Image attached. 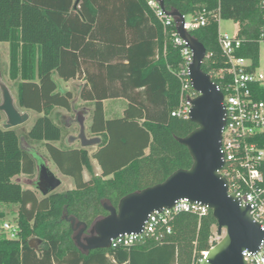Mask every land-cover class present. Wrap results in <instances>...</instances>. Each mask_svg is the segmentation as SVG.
Wrapping results in <instances>:
<instances>
[{
	"label": "trees",
	"instance_id": "trees-1",
	"mask_svg": "<svg viewBox=\"0 0 264 264\" xmlns=\"http://www.w3.org/2000/svg\"><path fill=\"white\" fill-rule=\"evenodd\" d=\"M168 11L193 19L205 12L208 22L191 29L207 53L203 70L220 83L215 72L225 66L219 43V21L233 20L245 42L239 56L259 65L264 13L259 0H164ZM147 0H0V42L10 44V79L16 82L18 105L38 113L26 136L4 128L0 111V206L13 208L19 237L0 234V264H202L217 221L211 210L203 216L182 211L162 241L146 237L130 247L83 251L65 214L90 227L108 215L104 203L117 206L134 191L164 181L193 159L185 137L197 125L173 116L180 100L183 63L180 46ZM22 62V64L20 63ZM82 77L80 92L94 104L93 134L102 143L92 154L66 143V128L55 119L58 107L73 110L74 94L60 80ZM20 79V80H19ZM124 97L123 114L107 118L104 100ZM264 99V90L259 92ZM44 142L48 156L24 143ZM264 146V135L258 137ZM92 158L101 173L93 170ZM52 161L75 186L39 197L33 188L37 162ZM91 173L84 178V170ZM25 176L27 185L19 180ZM65 207L67 209L65 210ZM6 211L0 210V219ZM88 232V231H87ZM40 238L38 248L30 245Z\"/></svg>",
	"mask_w": 264,
	"mask_h": 264
},
{
	"label": "water",
	"instance_id": "water-1",
	"mask_svg": "<svg viewBox=\"0 0 264 264\" xmlns=\"http://www.w3.org/2000/svg\"><path fill=\"white\" fill-rule=\"evenodd\" d=\"M165 6L164 0H161ZM179 22L177 30L193 51L189 74L199 95L193 100L189 119L197 127L185 137L176 139L187 146L193 159L190 168H179L164 181L123 196L118 205L108 202L104 208L108 215L96 219L89 227L73 215L65 214L75 232L74 239L83 251L110 248L111 239L124 233H139L143 230L148 216L155 210L171 208L179 199L208 205L218 227V233L225 234L206 254L202 264H249L243 251L256 253L264 244V225L252 215L251 203L243 204L241 197L229 191L227 179L219 172L224 164L222 151V131L226 122L224 93L217 82L203 70L207 48L203 42L185 29V15L180 11H170ZM0 111L5 115L4 128H17L27 123L31 112L18 105L13 88L6 82L0 61ZM87 109L76 110L74 121L79 125L78 134H69L65 141L71 146L78 142L80 147L90 148L102 143L100 135L87 133ZM62 179L51 169L49 163L37 162V172L33 188L42 196L56 191ZM67 207H65V210ZM88 231V232H87ZM40 238H33L30 245L38 248Z\"/></svg>",
	"mask_w": 264,
	"mask_h": 264
},
{
	"label": "built area",
	"instance_id": "built-area-1",
	"mask_svg": "<svg viewBox=\"0 0 264 264\" xmlns=\"http://www.w3.org/2000/svg\"><path fill=\"white\" fill-rule=\"evenodd\" d=\"M148 5L161 21L165 30H169L175 45L180 46L183 63L177 73L181 80L180 100L178 106L172 111L173 116L189 118L193 100L199 95L194 88L189 74V65L193 60V51L187 42L180 36L176 21L161 0H147ZM260 8L264 13V0H259ZM185 29L191 30L204 26L208 22V15L203 12L190 19L185 16ZM220 24L221 19L217 18ZM258 41L264 42V25ZM245 40L237 33L219 32V43L225 66L215 72L220 79L218 87L224 93L223 104L226 108V122L222 131V151L224 164L220 173L227 179L229 191L241 197L243 204L251 203V215L264 225V146L259 143L258 137L264 135V99L259 92L264 90V70L255 66L251 58L239 56L237 51ZM210 54L207 53L208 57ZM208 205L193 202L189 199H179L171 208L155 210L145 222L139 233H124L111 239V247H130L152 237L162 241L166 234L172 232L174 216L182 211L198 214L200 217L207 214ZM3 229L11 239L19 237L18 223H3ZM217 241L214 236L211 242ZM208 251H204V258ZM244 259L249 264H264V244L254 254L248 249L243 251ZM203 258V260H204ZM202 260V261H203Z\"/></svg>",
	"mask_w": 264,
	"mask_h": 264
},
{
	"label": "rangeland",
	"instance_id": "rangeland-1",
	"mask_svg": "<svg viewBox=\"0 0 264 264\" xmlns=\"http://www.w3.org/2000/svg\"><path fill=\"white\" fill-rule=\"evenodd\" d=\"M238 24L235 23L233 20H221L220 24H219V32L220 33H229L230 35H235L238 32ZM0 58H1V70H2V74L4 79L6 80V82L13 88L15 94H17L16 92V82L14 80L10 79V44L9 43H3L0 42ZM20 63L22 64V62L20 61ZM260 69L264 70V42L260 43ZM20 80V79H19ZM82 83V81L78 78L76 79H72L70 81H66L62 83V86L64 87V89H69L73 92L74 94V98L76 99V96L78 94V90H79V86ZM2 101V97L0 94V103ZM92 106V103L88 102V101H83L81 98H77L75 103H74V109L73 110H67L64 108H57L56 112H55V119L60 122L61 124H63V126L66 128V132L67 135L63 138L62 142H60V146L63 145V143L65 144L66 141V137L73 133V134H78L79 132V125L74 121L75 117H76V109H82L84 107H90ZM118 107V103L116 102H107V106H106V110H107V114L108 115H115L116 113L119 114L121 111H115V109H117ZM31 112V118L30 120L17 127L16 130L18 132L19 135L21 136H26L28 130L32 127V125L34 124L35 118L38 116V113L30 110ZM6 118L5 115L3 114V120L1 122V124H3L5 122ZM90 125H91V119L88 121V123L86 124L87 126V133L89 135L92 134L91 130H90ZM23 140L25 141L24 143H29L30 145H32L33 147H35L36 149L39 150V152L44 156H48V152L46 150L45 144L44 142H35V141H31L28 140L27 138H23ZM57 144V143H56ZM73 147H80V144L78 142L73 143V145H71ZM92 150V149H91ZM51 169L57 174V176H59L60 178H62V173L57 169V167L55 166V164L52 161H48ZM26 177L25 176H20L19 180L21 182L24 183V185L26 186L27 183L26 182ZM63 180V185L60 186L61 188H59V190L57 191H65V189L67 187H69L70 184H66ZM37 195L39 197H41L40 193L37 191L36 192ZM13 208H7L6 206H0V210H4L6 211V215L4 218L0 219V234L1 233H6L5 230L3 229V223L5 222H10V223H14L15 222V217H16V213L13 212ZM225 234V230H223L222 234L218 233V227L217 225L213 226V236L215 239H217V241L221 240L222 237Z\"/></svg>",
	"mask_w": 264,
	"mask_h": 264
},
{
	"label": "crops",
	"instance_id": "crops-1",
	"mask_svg": "<svg viewBox=\"0 0 264 264\" xmlns=\"http://www.w3.org/2000/svg\"><path fill=\"white\" fill-rule=\"evenodd\" d=\"M3 43H8V42H3ZM0 61H1V58H0ZM76 78H78V79H80L81 81H82V83L80 84V86H79V90H78V94H77V96H76V99L77 98H81L80 97V92H81V90H82V88H83V86H84V84H85V80L82 78V77H76ZM76 78H73V79H76ZM70 80H72V79H70ZM70 80H68V81H70ZM63 82H66V81H64V80H60V84H61V87L64 89V87L62 86V83ZM65 90H69V89H65ZM76 99L73 101V105H74V103H75V101H76ZM82 99V98H81ZM83 101H88V100H84V99H82ZM111 102V101H113V102H116V103H118V107H117V109H115V111H114V113L117 111H121L119 114H115V115H108L107 114V110H106V106H107V102ZM88 102H90V103H92V106H90V107H84L85 109H87V111H88V113H87V121H86V124L88 123V121L91 119V125H92V122H93V119H92V114H93V109H94V104H93V102L92 101H88ZM127 104H128V102H127V100L124 98V97H114V98H108V99H105L104 100V112H105V115H106V117L107 118H113V117H117V116H120V115H122L123 114V112H124V110L126 109V107H127ZM58 108H61V107H58ZM77 110V109H76ZM30 111V110H29ZM91 125H90V127H91ZM89 135V134H88ZM94 135H98V134H91V135H89V136H94ZM60 142H62V141H59V142H57V145L58 146H60ZM99 146V145H98ZM98 146H95V147H90V148H87L88 150H89V153L90 154H92L93 152H95L96 150H97V148H98ZM92 149V150H91ZM92 164H93V170H94V172L96 173V174H100L101 173V171H102V169H101V166H100V164H99V162L95 159V158H92ZM84 178L85 179H90L91 178V173L88 171V169H85L84 170ZM63 176H62V185H63V180L65 181V182H67L68 184H70L69 185V187H67L65 190H67V189H71V188H73L74 186H75V183H74V180H73V178L71 177V176H67V175H64V174H62ZM67 183H65V185L67 184ZM61 185V186H62ZM59 188H61V187H59ZM59 188L57 189V190H59ZM41 195V194H40Z\"/></svg>",
	"mask_w": 264,
	"mask_h": 264
},
{
	"label": "bare ground",
	"instance_id": "bare-ground-1",
	"mask_svg": "<svg viewBox=\"0 0 264 264\" xmlns=\"http://www.w3.org/2000/svg\"><path fill=\"white\" fill-rule=\"evenodd\" d=\"M208 253V252H207Z\"/></svg>",
	"mask_w": 264,
	"mask_h": 264
}]
</instances>
